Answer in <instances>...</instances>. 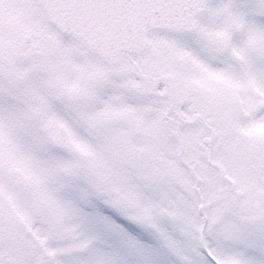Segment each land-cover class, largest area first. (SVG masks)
I'll return each mask as SVG.
<instances>
[{
    "label": "snow or ice",
    "instance_id": "6c2138e0",
    "mask_svg": "<svg viewBox=\"0 0 264 264\" xmlns=\"http://www.w3.org/2000/svg\"><path fill=\"white\" fill-rule=\"evenodd\" d=\"M0 264H264V0H0Z\"/></svg>",
    "mask_w": 264,
    "mask_h": 264
}]
</instances>
